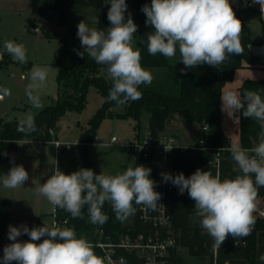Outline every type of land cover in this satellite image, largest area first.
Wrapping results in <instances>:
<instances>
[{"label":"clouds","instance_id":"obj_1","mask_svg":"<svg viewBox=\"0 0 264 264\" xmlns=\"http://www.w3.org/2000/svg\"><path fill=\"white\" fill-rule=\"evenodd\" d=\"M247 2V0H245ZM260 5L264 14V0H252ZM107 13L111 27L107 32L89 27L85 21L78 24L77 36L81 46L97 64L107 65L108 76L113 81L108 101L117 107L128 101L142 98L140 85L151 84L153 75L141 65V53L134 47L133 36L137 25L127 11L126 0H110ZM142 11L146 24L155 31L147 35V50L150 55L161 54L173 58L177 50L186 68L207 63L218 67L232 55L243 54L241 43L242 23L236 17L229 0H151ZM95 23V18L93 19ZM6 51L20 64L27 63V49L23 44L5 41ZM85 52H78L81 57ZM184 71L183 69L181 70ZM48 77V69L33 66L26 78L29 83L25 94L35 109L42 108L38 89ZM4 96L10 95L7 89ZM222 111L239 112L243 117L257 121L261 128L259 143L253 149L233 144L230 151L242 175L221 180L219 175L197 169L190 177L183 173L171 175L161 173L165 182L171 181L185 190L195 201L196 215L201 227L220 247L229 235L238 239L249 236L255 224L258 187H264V99L258 91H245L243 98L235 90L221 95ZM246 104V106H245ZM17 131L32 134L37 131L35 119L27 114L18 123ZM57 147L60 144H56ZM169 150V149H166ZM223 150V149H222ZM254 155H249V153ZM5 155H7L5 153ZM151 169L144 166H129L115 175L95 174L93 170L81 168L70 175L58 169L36 192L47 198L54 206L69 212L73 218H83L82 209L88 206L90 221L104 224L108 217L102 211L105 202H110L119 221L134 214L136 205L156 211L161 194L155 191L156 184L149 178ZM254 176V179H253ZM29 178L23 165L13 166L2 183L5 188L22 186ZM27 234L30 240L18 242L17 237ZM43 239L42 243L35 241ZM59 238L62 242H57ZM9 239L14 241L3 249V264H106L105 258L96 254L94 245L85 238L77 237L74 229L60 227L54 221L43 227L9 226ZM264 260V255L260 257ZM108 264L114 262L108 261ZM120 264H125L120 259Z\"/></svg>","mask_w":264,"mask_h":264},{"label":"trees","instance_id":"obj_2","mask_svg":"<svg viewBox=\"0 0 264 264\" xmlns=\"http://www.w3.org/2000/svg\"><path fill=\"white\" fill-rule=\"evenodd\" d=\"M131 8L124 13L125 21L129 15L137 25V32L133 36L134 47L141 53L143 68L165 69L174 81L179 83V92H163L155 88L140 85L138 90L142 98L128 101L123 106V114H115L114 101H108L109 90L113 86L112 79L106 76L107 65L97 64L81 46L77 36L78 24L85 21L88 26L107 32L111 27L107 13L111 6L110 0H48L44 14L52 16L59 13L61 23L70 24L71 29L57 49L53 64L58 69L57 82L62 93V99L55 106L44 109L36 118L37 131L24 134L17 131L19 121H4L0 126V178L2 164L10 162L13 166L17 160V145L22 139L50 141V135L57 128L58 122L68 111L82 112L87 104L89 88L95 86L104 97V103L96 116L89 122V127L82 133V161L86 168L100 174L88 158V145L94 143L96 132L106 117L132 118L139 127V122L145 113L149 114L148 132L157 139L166 132L167 127L176 122L184 121L196 123L201 128L207 126L206 144L212 148H222L219 166L212 163L213 156L206 151L186 149L176 152V175L183 173L190 177L197 169L209 171L213 176L219 175L221 180L235 178L242 175L238 165L231 155L232 141L225 134L222 127V100L224 87L234 79L238 69L247 67L264 68V57H257L251 53V46L255 43L251 30L242 22L239 11L234 10L236 17L242 23L241 43L243 54L232 55L218 67L207 63L194 68H186L178 59L173 63L161 54L150 55L147 50V35L154 32L153 26L146 24V14L142 11L145 5L150 6L151 0H127ZM97 10L95 23L85 20L88 10ZM67 11V20L63 15ZM47 38H50L47 36ZM85 52L81 57L77 53ZM177 53L179 51L177 50ZM176 53V57L178 54ZM181 58V57H179ZM184 70L183 72L181 70ZM174 83V82H173ZM245 91H258L264 99V79H247L239 88L243 98ZM72 92V94H70ZM246 106V104H245ZM239 120L240 147L252 149L258 143L261 128L257 121L243 117L242 110L235 112ZM5 153L7 155H5ZM254 179V176H253ZM264 201V187H258V197ZM173 199V226L177 236V247L172 250L171 264H264L260 257L264 255V217H255V224L249 236L238 239L229 235L220 247H214L213 238L201 227L200 217L196 215L195 201L185 190L180 194L176 186L172 193ZM133 202V207H135ZM11 211V201L0 199V243L8 236L6 225ZM102 211L108 217L104 224H94L90 221L88 206L82 209L83 218H73L64 209L59 208L58 218L68 220L69 226L77 231V237L93 233L96 229H104L113 234L114 238L127 231L125 220L116 219L110 202H105ZM135 228L141 229L136 221ZM217 251V253H216ZM187 256L186 257L184 256Z\"/></svg>","mask_w":264,"mask_h":264},{"label":"rangeland","instance_id":"obj_3","mask_svg":"<svg viewBox=\"0 0 264 264\" xmlns=\"http://www.w3.org/2000/svg\"><path fill=\"white\" fill-rule=\"evenodd\" d=\"M247 7L241 6V0H229L232 8L241 12L242 22L247 24L251 30L255 43L251 46V53L257 57H264V15L260 12V5L253 3ZM48 0H0V95L4 89L10 91L0 99V126L6 121H20L27 114H32L34 119L47 107L55 106L59 99H62L57 75L58 69L53 64L56 51L61 46L65 36L69 33L70 24H63L60 21V14L47 16L44 14ZM127 8H131L126 1ZM97 10H88L85 20L93 23L97 19ZM67 11L63 20L67 18ZM68 19V18H67ZM66 19V20H67ZM49 36L50 38H47ZM13 41L23 44L27 49V63H18L5 49L4 42ZM170 59L175 63L180 59V54ZM33 66L48 69L46 82L38 93L41 98L42 108L35 109L31 106L26 94L25 87L29 83L26 74ZM153 75L151 84L143 85L148 88H155L163 92L178 94L179 83L174 81L165 69L146 68ZM108 79H111L106 73ZM247 79H264V68L247 67L238 69L234 79L229 82L224 91L235 90L239 94V88ZM174 82V83H173ZM71 94V93H70ZM104 97L99 89L91 86L87 95V104L82 112L75 110L68 111L58 122L57 128L50 135V141L22 139L17 145L16 165H23L29 174L28 180L20 187L9 189L3 186V179L13 165L10 162L2 164V177L0 178V199L11 201V211L6 225L7 238L0 243V264H3V249L13 243L9 239V226L20 228L27 226L43 227L53 222L54 206L47 198L36 192V189L45 183L58 167L64 174L86 168L82 161L81 136L89 127V122L96 116L104 103ZM115 114H123V107H116L112 110ZM223 123L226 135L231 139L232 145L240 146L239 120L235 112L223 111ZM149 127V114L145 113L139 127L132 118L106 117L96 132L94 142L88 145V158L100 173L115 175L122 173L129 166L135 167L136 161L127 148L120 147L136 141L138 135H145ZM184 145H197L204 136L201 127L196 123L176 121L167 127ZM112 137L118 142L111 145ZM59 142L60 146H56ZM134 220V214L130 215L125 222ZM35 241L42 243L43 239ZM30 237L21 234L17 237L18 242H27ZM187 259V256L184 255ZM11 264H17L16 261ZM187 264H191L190 262ZM197 264V263H196ZM202 264V263H200ZM205 264H209L206 262Z\"/></svg>","mask_w":264,"mask_h":264},{"label":"built area","instance_id":"obj_4","mask_svg":"<svg viewBox=\"0 0 264 264\" xmlns=\"http://www.w3.org/2000/svg\"><path fill=\"white\" fill-rule=\"evenodd\" d=\"M127 1V0H126ZM247 7L252 8V4L247 0ZM261 12V10H260ZM264 15V14H263ZM2 55L0 54V61ZM208 127H202L204 137L197 145L183 146L177 137L168 135L165 132L155 139L150 132H147L141 139L133 143L125 144L136 159L135 166L150 168V176L155 184V191L161 194L160 204L156 211L145 209L143 205H135L134 220L125 222L127 231L114 238L113 234L104 229H96L93 233L83 234L81 237L94 245L97 255L104 257L106 264L108 261L120 264L123 258L125 264H171V253L177 247V236L173 226V199L172 193L175 191L171 181L165 182L161 173L176 175V152L186 149H196L209 152L213 156L212 163L219 166L222 155V148H212L206 144ZM118 142L116 137L111 139V145ZM59 144V142H56ZM169 149V150H166ZM253 149V148H252ZM254 155V153H249ZM59 208L56 207L52 215L53 221L60 227L72 228L68 220L62 221L58 218ZM255 217H264V201L257 198V209ZM140 223L141 229L135 228V223ZM76 234L77 231L75 230ZM57 242H62L57 238ZM217 253V251H216Z\"/></svg>","mask_w":264,"mask_h":264},{"label":"crops","instance_id":"obj_5","mask_svg":"<svg viewBox=\"0 0 264 264\" xmlns=\"http://www.w3.org/2000/svg\"><path fill=\"white\" fill-rule=\"evenodd\" d=\"M242 6V5H241ZM257 80V79H256ZM225 88V87H224ZM223 91H224V89H223ZM173 124V123H172ZM222 127H223V130H224V132H225V134H226V131H225V128H224V123H223V111H222ZM201 132H202V128H201ZM166 134H168V135H172V136H175L172 132H169L168 130H166V132H165ZM203 133V132H202ZM204 134V133H203ZM144 135H138L137 137H136V140L137 139H141L142 137H143ZM176 137V136H175ZM204 137V136H203ZM202 137V138H203ZM113 138V137H112ZM201 138V139H202ZM200 139V140H201ZM179 140V139H178ZM179 143L181 144V142H180V140H179ZM93 144H96L95 142L94 143H92V145ZM181 145H183V146H192V145H184V144H181ZM113 146V145H112ZM120 147H124L123 145H121ZM125 148V147H124ZM132 154V153H131ZM133 155V154H132ZM133 157L135 158V156L133 155ZM135 161H136V159H135Z\"/></svg>","mask_w":264,"mask_h":264},{"label":"water","instance_id":"obj_6","mask_svg":"<svg viewBox=\"0 0 264 264\" xmlns=\"http://www.w3.org/2000/svg\"><path fill=\"white\" fill-rule=\"evenodd\" d=\"M244 4V0H241V5H243ZM71 94H72V92H71Z\"/></svg>","mask_w":264,"mask_h":264}]
</instances>
